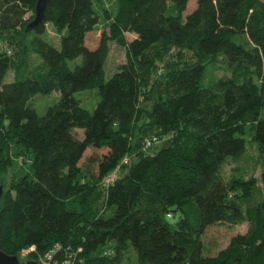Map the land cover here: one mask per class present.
Masks as SVG:
<instances>
[{"label":"trees","instance_id":"trees-1","mask_svg":"<svg viewBox=\"0 0 264 264\" xmlns=\"http://www.w3.org/2000/svg\"><path fill=\"white\" fill-rule=\"evenodd\" d=\"M94 1L49 0L43 20L27 28L36 0H0V31L21 30L38 58L4 83L14 62L0 50V178L14 164L12 147L30 155L12 192L0 183V250L21 258L35 246L24 258L35 260L59 243L81 248L74 264H122L132 246L139 264H264V0H196L186 15L189 0H115L91 44ZM47 23L58 48L41 37ZM111 41L126 62L105 80ZM219 56L228 74L208 77L205 65ZM94 89L89 111L75 94ZM53 91L57 102L38 115L29 100ZM247 128L260 148L262 198L244 209L246 182L226 181L221 167L243 154ZM151 136L164 145L150 155ZM244 221L245 233L204 253L208 227Z\"/></svg>","mask_w":264,"mask_h":264},{"label":"rangeland","instance_id":"rangeland-1","mask_svg":"<svg viewBox=\"0 0 264 264\" xmlns=\"http://www.w3.org/2000/svg\"><path fill=\"white\" fill-rule=\"evenodd\" d=\"M195 4L196 0H189L184 15L189 13L194 8ZM116 8L117 5L115 0L94 1V9H96L98 15L100 16V21L97 26V31L93 34H90L88 37V41L91 44H95L97 42L101 29L104 27L106 22L110 21L111 17L116 12ZM28 15H30V13ZM21 33V30H12L9 32L0 31V50L6 46L8 50L7 53L14 62L3 79L4 83L13 80L15 68L18 66V64H21V62H25V60H27L29 65L32 66L38 61V58L29 52L28 48L25 46V41L28 38L22 36ZM41 37L48 41L51 45L57 48L59 47L60 35L54 29L51 23L46 24V31L43 35H41ZM126 37L128 40H131L132 35L126 34ZM174 53V50H170V52L166 54L169 62H172L176 57V55H173ZM80 62L81 57H78L75 60L68 61V65L70 68H73L75 64ZM125 62V48L119 46L115 41H111L109 43V52L104 64L105 80H108L114 74V72L119 70L125 64ZM156 71H158L156 74V79H159L158 77H161L163 70L162 68H156ZM205 72L208 77L215 78L227 75L228 67L225 59L221 56L217 57L213 62L205 65ZM156 82L157 81H155V83ZM75 97L80 100L81 106L88 109L89 111H92L96 101L98 100L97 90L95 89L82 90L76 93ZM58 98L59 94L56 91H53L49 94L37 93L29 100V104L34 107L36 113L41 116L45 113L49 106H52L57 102ZM142 100L141 106H150V102L147 101L146 96ZM261 115L264 117V109L262 110ZM154 132L156 131H152V133ZM243 137L245 139V149L243 154L237 158H227L221 167V174L226 181H229L232 178H238L246 182L245 188L248 190V193L244 194V190H241L238 193L240 195L242 194V199H240L241 206L244 209H249L262 198L260 164L261 153L258 144L253 139V133L249 128L246 129ZM163 145V142H158L152 146L150 150L148 149L146 153L151 155L157 152ZM87 153L89 155L91 152L88 151ZM11 157L14 160V164L6 169L0 178V183H3L5 188L7 187V189H10L12 192L11 188L16 184V181L19 180L18 176H20L25 170L29 169L30 155L28 151L23 150L20 147H12ZM109 176L110 181L108 180V182L113 183L116 179L122 177V172L121 170L114 171ZM103 182L104 180H102L100 186L105 190L107 184ZM247 228L248 224L246 221L236 225L214 224L208 227L201 237L203 246L205 248L204 253L210 255L215 254L219 249L225 247L228 244L232 236L237 233H245ZM19 261L24 262L27 260L24 258H19ZM122 264H139L132 246H130L125 252Z\"/></svg>","mask_w":264,"mask_h":264},{"label":"built area","instance_id":"built-area-1","mask_svg":"<svg viewBox=\"0 0 264 264\" xmlns=\"http://www.w3.org/2000/svg\"><path fill=\"white\" fill-rule=\"evenodd\" d=\"M157 142L156 137L151 136L146 139H144V147L149 148L151 147L154 143ZM127 157H125V161L127 162ZM104 182L106 183L107 186L110 184L108 180L110 181V176L106 177L103 179ZM106 186V187H107ZM81 252V248H64L63 245L56 243L53 245L51 248L46 250L45 252L41 254H37L35 260H33L36 264H74L77 260L78 255ZM31 253H36V247L35 246H29L26 248L21 249L20 251V257L21 258H26L28 257ZM107 253L108 255L111 254Z\"/></svg>","mask_w":264,"mask_h":264},{"label":"water","instance_id":"water-1","mask_svg":"<svg viewBox=\"0 0 264 264\" xmlns=\"http://www.w3.org/2000/svg\"><path fill=\"white\" fill-rule=\"evenodd\" d=\"M49 0H36L34 6V18L28 24L27 28H34L37 26L44 18L47 3ZM3 187L0 185V198L2 196ZM0 264H36L32 260H27L20 262L19 258L16 255H9L0 250Z\"/></svg>","mask_w":264,"mask_h":264},{"label":"bare ground","instance_id":"bare-ground-1","mask_svg":"<svg viewBox=\"0 0 264 264\" xmlns=\"http://www.w3.org/2000/svg\"><path fill=\"white\" fill-rule=\"evenodd\" d=\"M33 261V260H32Z\"/></svg>","mask_w":264,"mask_h":264}]
</instances>
